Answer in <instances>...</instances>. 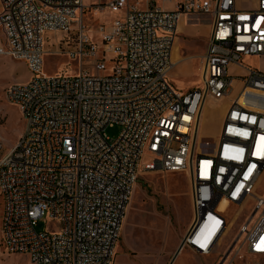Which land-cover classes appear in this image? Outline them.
Masks as SVG:
<instances>
[{
    "label": "built area",
    "instance_id": "1",
    "mask_svg": "<svg viewBox=\"0 0 264 264\" xmlns=\"http://www.w3.org/2000/svg\"><path fill=\"white\" fill-rule=\"evenodd\" d=\"M167 1L172 8L155 0H107L102 7L122 16L98 25L97 58L98 45L81 18L92 4L0 0V55L22 60L29 72L3 90L24 122L7 151L0 143V237L7 251L34 264H111L145 151L153 159L143 170L185 171L189 177L193 221L180 248L210 254L228 224L218 203L253 197L252 213L219 264L232 249L227 264L242 252L264 255V199L252 194L264 170V69L242 61L264 60V0L249 7L237 0ZM190 14L208 16L210 31L200 84L183 91L167 74L178 21ZM47 32L67 34L60 41L70 47L54 52L75 60L74 74L42 72ZM89 57L94 59L86 65ZM88 66L95 73L89 75ZM236 79L240 88L215 141L196 148L202 103L227 95ZM114 125L119 132L108 137L105 129ZM39 219L52 222L50 229L38 231Z\"/></svg>",
    "mask_w": 264,
    "mask_h": 264
},
{
    "label": "rangeland",
    "instance_id": "2",
    "mask_svg": "<svg viewBox=\"0 0 264 264\" xmlns=\"http://www.w3.org/2000/svg\"><path fill=\"white\" fill-rule=\"evenodd\" d=\"M106 1L82 0L85 6L92 4L84 10L81 18L85 31L98 45L97 58L101 56L100 49L102 48L99 34L96 33L98 25L107 26L113 19L122 16L120 11L111 12L104 9L102 6ZM237 2L241 7H245L251 5L253 0H238ZM155 4L161 8L168 5L161 0H155ZM208 27L209 24L206 18L189 19L188 16L183 15L176 29L175 42L180 56L182 57L183 54L189 56L178 61L167 74V81L173 87L186 91L199 86L198 66L200 58L196 54L201 52L199 44L205 42ZM66 35V33L61 32H47L44 35L41 67L44 74L63 73L71 75L77 71L78 66L75 60L64 53L54 52H59L61 49L63 51L70 47L65 45V41H60ZM186 39H194L196 41L195 45L193 43L187 45L185 43ZM0 42L2 43L1 36ZM60 43L61 45H59ZM107 57L108 55H105V59ZM93 59V57H89L83 60L86 65H90ZM242 61L245 65L264 69V60L257 57H244ZM86 69L89 75L95 73L93 67L88 66ZM242 72L240 71V73ZM28 77L29 72L22 60L0 55V143L6 151L14 144L19 133L23 132L24 122L17 108L7 102L3 90L11 82H23ZM238 80L236 79L233 82L232 90L224 97L218 100L207 98L203 102L196 130V148L206 149L203 147L204 141L209 143L215 141L231 97L240 88ZM118 132V125L109 126L105 129L106 135L111 138H114ZM197 141H199V144H197ZM152 159L148 153L143 152L133 187L135 196L129 204L125 236L123 237L121 231L123 216L111 264H116L117 260H119V264H168L176 250V234L185 229L189 222L191 224L193 221V206L187 173L185 171H163L160 169L143 170L142 165L152 161ZM252 194L264 199V170L260 172ZM255 202L256 200L253 197H249L243 203L237 205L218 204L217 208L225 214L228 224L215 249L208 255H199L191 252L188 247H181L171 264H219L230 241L237 234L239 226L252 213ZM1 212L2 198L0 195V220ZM257 212L253 218L257 216ZM51 224L52 222L48 220L39 219L35 228L42 231L50 229ZM232 254L233 249L227 255L223 264L228 263ZM0 264L34 263L25 254L7 251L0 237ZM231 264H264V255L249 256L242 252L241 259L233 257Z\"/></svg>",
    "mask_w": 264,
    "mask_h": 264
},
{
    "label": "crops",
    "instance_id": "3",
    "mask_svg": "<svg viewBox=\"0 0 264 264\" xmlns=\"http://www.w3.org/2000/svg\"><path fill=\"white\" fill-rule=\"evenodd\" d=\"M161 1H162V2H165V3L168 4L167 6L162 7V8L170 9V8L173 7V3H172L171 1H167V0H161ZM237 1H238V0H237ZM255 1H256V0H253L252 4L249 5V6H252V5L255 3ZM237 5L240 6V5L238 4V2H237ZM140 6H143V3H142ZM249 6H245V7H249ZM187 16H188L189 19H190V18H192V19H196L197 17H199V18H206V19H207V22H208V24H209L208 16H205V15H199V14H190V15H186V17H187ZM182 17H183V15H181V17H180V19H179V21H178L177 28H178V26H179V23H180ZM177 28H176V29H177ZM209 31H210V24H209V27H208V30H207V34H206V37H205V42H203L202 44H199V47H200V49H201V52L198 53V54H196L199 58H200V56L203 54V52H204V50H205V47H206V44H207V40H208V37H209ZM175 40H176V36H175ZM175 40H174V44H173V48H172V53H171V55H172V62H173L172 67H173L178 61H180L181 59H184V58H186L187 56H189V55H186V54H183L182 57L180 56V53H178V48H177V45H176ZM185 43H186L187 45H189L190 43H193V44L195 45L196 41H195L194 39H186V40H185ZM177 54H178V56H177ZM175 56H176V58H175ZM198 67H199V66H198ZM19 115H20V114H19ZM20 134H21V132L19 133V135H20ZM18 137H19V136H18ZM18 137H17V138H18ZM218 210H219V209H218ZM125 211H126V209H125ZM219 211H220V210H219ZM124 215H125V214H124ZM126 223H127V220H125V218H124V220H123V224H122V226H121V231H122L123 237L125 236V232H124V231H125V225H126ZM189 224H190V222H189ZM189 224L187 225V227H186L185 229L180 230V231L176 234V236H175L176 250H175V252L173 253V255H172V257H171L169 263H172V261L176 258V255L179 253V251H180V249H181V248H180L181 241H182V239H183V237H184V235H185L186 229H188ZM191 252H192V251H191ZM173 257H174V258H173ZM118 259H119V258H118ZM171 260H172V261H171ZM169 263H168V264H169ZM116 264H119V260L116 261Z\"/></svg>",
    "mask_w": 264,
    "mask_h": 264
},
{
    "label": "bare ground",
    "instance_id": "4",
    "mask_svg": "<svg viewBox=\"0 0 264 264\" xmlns=\"http://www.w3.org/2000/svg\"><path fill=\"white\" fill-rule=\"evenodd\" d=\"M95 12V11H94ZM203 104V103H202ZM201 110V109H200ZM198 127V126H197ZM132 193L130 194V197H129V202L126 206V211H125V215H124V218L125 220L128 219V214H129V204L132 202V200L134 199V196H135V191L133 189V191H131ZM135 201V200H134ZM137 201V200H136ZM218 204H222V205H228L229 203H227V201L225 200H221ZM133 205V204H132ZM131 206V205H130ZM132 211V210H131ZM131 213V212H130ZM125 232V231H124ZM115 252V251H114Z\"/></svg>",
    "mask_w": 264,
    "mask_h": 264
},
{
    "label": "water",
    "instance_id": "5",
    "mask_svg": "<svg viewBox=\"0 0 264 264\" xmlns=\"http://www.w3.org/2000/svg\"><path fill=\"white\" fill-rule=\"evenodd\" d=\"M174 258V257H173ZM172 261V260H171ZM169 264H171V263H169Z\"/></svg>",
    "mask_w": 264,
    "mask_h": 264
}]
</instances>
